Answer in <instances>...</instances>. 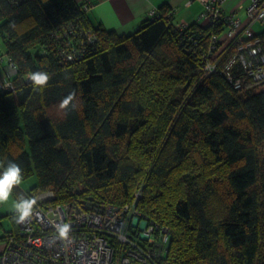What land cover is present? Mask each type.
I'll use <instances>...</instances> for the list:
<instances>
[{
	"label": "trees",
	"instance_id": "trees-1",
	"mask_svg": "<svg viewBox=\"0 0 264 264\" xmlns=\"http://www.w3.org/2000/svg\"><path fill=\"white\" fill-rule=\"evenodd\" d=\"M90 7L0 0V80L11 83L0 92V173L13 162L22 181L36 177L27 193L14 187L16 202L47 191L62 206L137 198V219L155 240L167 234L142 242L157 248L155 264H264V83L235 89L221 72L230 52L204 70L213 36L214 58L227 48L222 23L181 27L164 3L123 34L95 27ZM37 71L46 87L30 80ZM230 72L245 80L238 64ZM14 217L1 240L18 231Z\"/></svg>",
	"mask_w": 264,
	"mask_h": 264
},
{
	"label": "built area",
	"instance_id": "built-area-1",
	"mask_svg": "<svg viewBox=\"0 0 264 264\" xmlns=\"http://www.w3.org/2000/svg\"><path fill=\"white\" fill-rule=\"evenodd\" d=\"M82 1L90 7L89 0ZM198 1L203 6L199 19L208 24L222 23L225 28V52L219 58L213 57L219 41L213 36L208 53H203L207 74L214 72L218 62L230 52L231 56L221 72L228 77V81L234 82L235 89L243 88L246 82L252 86L263 84L264 31L255 32L253 25L258 23L264 27V5L258 0H251L242 21L236 15L241 10V4L227 13L221 7L224 0ZM66 58L72 60L71 55ZM235 64L240 66L245 80L239 77L234 81L230 79V69ZM10 89L8 80H0V92ZM34 198L37 202L33 217L24 223L16 222V234H6L0 264H155L157 248L142 242L158 246L167 241L165 232L161 235V242L155 240L152 237L153 227L146 228L137 219L133 205L137 198L122 207L79 202L64 206L49 204L53 199L49 191ZM59 223L70 225L69 241L53 239L58 235L55 225Z\"/></svg>",
	"mask_w": 264,
	"mask_h": 264
},
{
	"label": "crops",
	"instance_id": "crops-1",
	"mask_svg": "<svg viewBox=\"0 0 264 264\" xmlns=\"http://www.w3.org/2000/svg\"><path fill=\"white\" fill-rule=\"evenodd\" d=\"M88 17L95 27L130 34L150 18L160 5L167 3L174 12V21L179 24L199 22L202 4L198 0H89ZM235 0H232V2ZM231 9L229 6L228 11ZM241 19V17L238 15ZM242 20V19H241ZM245 20V19H244ZM243 21V20H242ZM6 59H4L5 61Z\"/></svg>",
	"mask_w": 264,
	"mask_h": 264
},
{
	"label": "clouds",
	"instance_id": "clouds-1",
	"mask_svg": "<svg viewBox=\"0 0 264 264\" xmlns=\"http://www.w3.org/2000/svg\"><path fill=\"white\" fill-rule=\"evenodd\" d=\"M30 80L37 87H46L50 79L49 74L42 71L34 72L30 75ZM75 93L69 94L60 104L62 110L69 108V105L73 101ZM75 108L76 105L72 104ZM23 180L22 169L15 163L9 162L6 169L0 173V204L8 201L14 187L20 185ZM35 198H24L21 197L17 203L14 205L15 209V219L17 223H24L29 220L34 215V205L36 204ZM58 235L53 239H60L62 241H69L71 238L69 233L71 232V227L67 223H59L55 225Z\"/></svg>",
	"mask_w": 264,
	"mask_h": 264
},
{
	"label": "rangeland",
	"instance_id": "rangeland-1",
	"mask_svg": "<svg viewBox=\"0 0 264 264\" xmlns=\"http://www.w3.org/2000/svg\"><path fill=\"white\" fill-rule=\"evenodd\" d=\"M228 2L230 0H227ZM251 0H235L231 2L230 6L233 7L234 5L236 6L237 4H241V10L238 12L239 16L241 17L242 20H244V15H245V10L249 6ZM203 10V8H202ZM202 12V11H201ZM264 29V27L261 24H254L253 25V30L255 32L261 31ZM36 185V177L32 176L31 178H28L27 180H24L20 183V185L17 186V188L22 192V193H27L31 188H33ZM38 195V194H37ZM16 200L11 193L9 199L7 202L0 204V252L4 248V241L1 240V238L4 236V233L6 231L11 230V222L9 216L15 213L14 205H15ZM264 263V262H263Z\"/></svg>",
	"mask_w": 264,
	"mask_h": 264
}]
</instances>
